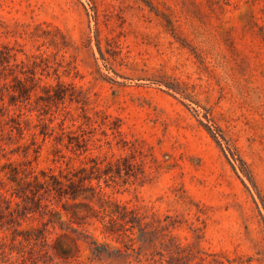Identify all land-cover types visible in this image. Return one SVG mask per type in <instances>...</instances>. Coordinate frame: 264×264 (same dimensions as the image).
<instances>
[{
	"label": "rangeland",
	"instance_id": "rangeland-1",
	"mask_svg": "<svg viewBox=\"0 0 264 264\" xmlns=\"http://www.w3.org/2000/svg\"><path fill=\"white\" fill-rule=\"evenodd\" d=\"M0 264H264V0H0Z\"/></svg>",
	"mask_w": 264,
	"mask_h": 264
},
{
	"label": "trees",
	"instance_id": "trees-1",
	"mask_svg": "<svg viewBox=\"0 0 264 264\" xmlns=\"http://www.w3.org/2000/svg\"><path fill=\"white\" fill-rule=\"evenodd\" d=\"M68 236L65 233H61L60 235H58V237L56 238V245L58 246L59 249H61V246H64L65 244L63 243V241L67 240Z\"/></svg>",
	"mask_w": 264,
	"mask_h": 264
}]
</instances>
